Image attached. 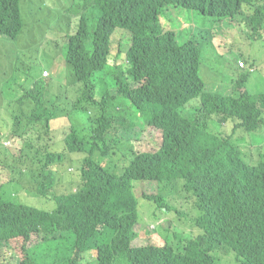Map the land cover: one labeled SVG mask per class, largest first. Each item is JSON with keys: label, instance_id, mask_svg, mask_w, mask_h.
I'll use <instances>...</instances> for the list:
<instances>
[{"label": "trees", "instance_id": "16d2710c", "mask_svg": "<svg viewBox=\"0 0 264 264\" xmlns=\"http://www.w3.org/2000/svg\"><path fill=\"white\" fill-rule=\"evenodd\" d=\"M94 1L98 16L93 40L88 38L86 19L78 9L74 10L78 25L65 33L67 51L61 56L67 80L63 92L53 98L47 96L50 72L43 68L37 81L19 98L20 104H32L30 112L12 115L9 132L21 145L16 156L8 152L4 143L0 148V175L1 170L12 174L0 183V259L4 262L12 255L8 247L11 240L26 243L33 234L43 233V242L53 240L56 244L65 240V234H72V241L62 247L60 256L59 246H55V260L63 259L67 264H82L80 260L87 251H94L95 262L90 264H115V260L128 264H216L211 254L215 248L231 251L240 264H264V156L250 163L241 156L231 135H215L208 130V118L215 124L216 115L217 125L232 119L233 129L256 131L264 125V94H253L246 88L237 97L204 91L205 83L198 74L196 42L189 39L179 43L175 34L158 22L159 13L169 5L221 20L232 19L241 12L242 5L262 13L260 7L264 9V3ZM19 2L0 0V34L10 39H15L23 27ZM246 23L259 22L250 14ZM116 28L130 33L121 62L117 54L113 55L111 43ZM96 73L112 76L115 95L94 81ZM40 79H44L43 97L36 93ZM245 80V76L239 80L240 88ZM117 95L127 98L135 112L143 115L138 120L161 133L159 147L134 152L124 161L120 174L115 171L114 147L106 138L107 133L116 130L112 126L114 116L108 113L91 118L89 111L97 104L102 111L112 105L111 110L117 112L120 103L111 101ZM195 97H199L200 105L189 116L181 114L180 108ZM66 112H81L93 123L89 139L72 124L56 133V122ZM44 137L47 139L43 141ZM76 154L80 155L81 184L56 199L54 209L38 208L16 197L23 190L19 175L32 179L34 193L46 197L63 163L70 165ZM139 179L157 182L161 191L143 193L142 197L162 211H171L168 202L172 198L168 195L179 186L192 195L198 211L193 223L200 232L171 242L165 231L159 233V227H154L158 235L151 236L144 245H132L138 219L133 182ZM104 235L106 241L102 240ZM30 249L25 244L21 246L16 264H38Z\"/></svg>", "mask_w": 264, "mask_h": 264}, {"label": "rangeland", "instance_id": "374dc122", "mask_svg": "<svg viewBox=\"0 0 264 264\" xmlns=\"http://www.w3.org/2000/svg\"><path fill=\"white\" fill-rule=\"evenodd\" d=\"M41 1L46 3L38 0L34 2L20 0V14L23 21L21 32L15 39L0 34V148L4 143L8 152L14 156L19 154L21 144L19 139L14 138L9 132L13 124L12 115L29 113L32 107L28 101L20 104L19 98L23 91L37 81L41 69L45 68L50 72L47 96L53 98L54 95H60L67 80V70L62 60V56L64 57L67 51L65 33L73 31L79 23L74 10L78 9L84 15L89 40H93L92 32L98 16L94 0ZM262 3L264 0L256 2L259 6ZM70 6L72 10L68 9ZM260 10L262 13L255 12L254 7L242 5L241 12L232 19L218 20L193 9L169 5L159 13L158 22L165 30H171L179 43L189 39L196 42L199 54L198 74L205 83L204 91L237 97L246 88L250 93L264 94V9L260 7ZM250 14H254L258 24L246 23ZM129 38L130 33L120 28H116L111 35L113 55L117 54L118 62H121L122 55L124 56L128 48ZM244 59L247 64L253 65V71H250L248 66L244 69L238 67L237 62ZM44 74L43 71L42 75ZM244 76L246 80L244 86L240 88L238 82ZM43 81L44 79L38 81L36 92L38 97H43L46 92L41 88ZM94 81L100 82V87L111 96L115 95L116 86L110 74L105 76L103 73H96ZM139 85L138 83L137 86ZM113 99L111 101L120 103L117 112L111 110L112 105L102 111L97 104L89 107V111L91 118L108 113L114 116L112 126L116 127V130L107 133L106 138L114 147L116 153L114 158L117 162L115 171L120 174L125 165L124 161L131 158L134 152L156 150L161 142V133L155 127L137 119L143 115L135 112V108L127 98L117 95ZM198 105L200 99L195 97L181 107L180 112L189 116ZM81 114V112L71 114L66 112L65 116L56 122V133H59L64 126L72 124L81 136L89 139L93 123ZM213 118L215 124L208 118V130L211 133L220 136L231 135V140L238 145L241 156L246 160L249 159L250 163H256L263 158L264 125L256 131L247 132L242 128L233 129L232 119L217 125V116L214 115ZM46 139V137L42 138L43 141ZM122 153L123 158H121ZM79 158L80 155L76 154L70 165L67 161L63 163L64 166L60 168L50 194L46 197L34 193L35 185L32 179L27 180L19 175V184L23 185V190H20L16 197L27 204L33 203L38 208L54 209L56 199L65 197L68 192L77 189L81 184ZM11 175V172L9 175H0V183L5 182ZM133 185L138 201V219L133 227L137 237L131 242L132 245H144L151 236L158 235L154 227H159V233L165 231L171 242H178L185 237L192 238L200 232L193 223L198 214L194 207V198L180 186L176 192L168 195L172 198L168 202L171 209L168 212L148 204L149 201L142 197L143 193H159L161 189L157 182L139 179L135 180ZM51 194L54 195L51 197ZM42 236L43 233L33 234L26 243L20 239L11 240L8 247L12 255L4 262L0 259V264H16L17 259L21 257L23 244L31 247L30 251L38 264H67L63 259L55 260V246H59L57 254L60 256L62 247L68 246L72 241V234H65V240L59 244L53 240L43 242ZM102 240L106 241L107 236L104 235ZM163 242L162 240L161 244ZM211 254L216 259V264H240L229 250L215 248ZM80 262L94 263V251L83 253ZM115 264L128 263L115 260Z\"/></svg>", "mask_w": 264, "mask_h": 264}, {"label": "clouds", "instance_id": "9594fccd", "mask_svg": "<svg viewBox=\"0 0 264 264\" xmlns=\"http://www.w3.org/2000/svg\"><path fill=\"white\" fill-rule=\"evenodd\" d=\"M241 63V64H240ZM246 64H247V61L244 59V60H239L238 62H237V65H238V67L239 68H246ZM249 66H251V64L249 65ZM248 66V67H249ZM249 70L250 71H253L254 70V68L253 67H249Z\"/></svg>", "mask_w": 264, "mask_h": 264}, {"label": "crops", "instance_id": "0c3cea01", "mask_svg": "<svg viewBox=\"0 0 264 264\" xmlns=\"http://www.w3.org/2000/svg\"><path fill=\"white\" fill-rule=\"evenodd\" d=\"M249 65H250V64H246V66H249ZM249 67H253V65H251V66H249ZM253 68H254V67H253ZM242 69H244V68H242ZM5 174H7V172L1 170V175H5Z\"/></svg>", "mask_w": 264, "mask_h": 264}, {"label": "bare ground", "instance_id": "6f19581e", "mask_svg": "<svg viewBox=\"0 0 264 264\" xmlns=\"http://www.w3.org/2000/svg\"><path fill=\"white\" fill-rule=\"evenodd\" d=\"M239 130V129H238ZM134 135V134H133ZM62 172V171H61Z\"/></svg>", "mask_w": 264, "mask_h": 264}, {"label": "built area", "instance_id": "2783aa9c", "mask_svg": "<svg viewBox=\"0 0 264 264\" xmlns=\"http://www.w3.org/2000/svg\"><path fill=\"white\" fill-rule=\"evenodd\" d=\"M241 64V63H240Z\"/></svg>", "mask_w": 264, "mask_h": 264}]
</instances>
